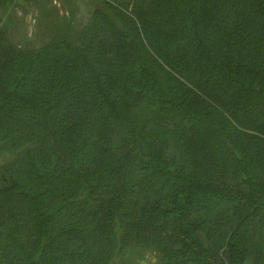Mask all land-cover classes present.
I'll return each instance as SVG.
<instances>
[{"label":"trees","instance_id":"obj_1","mask_svg":"<svg viewBox=\"0 0 264 264\" xmlns=\"http://www.w3.org/2000/svg\"><path fill=\"white\" fill-rule=\"evenodd\" d=\"M0 264H264V0H103L33 50L0 31Z\"/></svg>","mask_w":264,"mask_h":264},{"label":"rangeland","instance_id":"obj_2","mask_svg":"<svg viewBox=\"0 0 264 264\" xmlns=\"http://www.w3.org/2000/svg\"><path fill=\"white\" fill-rule=\"evenodd\" d=\"M103 0H0V31L23 50H33L60 34L83 28ZM21 151L0 153V184ZM136 264H162L153 251L137 256Z\"/></svg>","mask_w":264,"mask_h":264}]
</instances>
